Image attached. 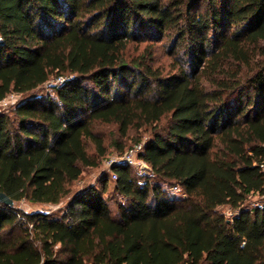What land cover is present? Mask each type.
<instances>
[{
  "label": "trees",
  "instance_id": "16d2710c",
  "mask_svg": "<svg viewBox=\"0 0 264 264\" xmlns=\"http://www.w3.org/2000/svg\"><path fill=\"white\" fill-rule=\"evenodd\" d=\"M143 41L168 44L176 70L127 53ZM13 92L0 264H264V201L247 202L264 196V0H0V101ZM95 124L149 134L147 176L110 167L116 212L106 180L61 212L18 208L58 205L98 165Z\"/></svg>",
  "mask_w": 264,
  "mask_h": 264
},
{
  "label": "rangeland",
  "instance_id": "374dc122",
  "mask_svg": "<svg viewBox=\"0 0 264 264\" xmlns=\"http://www.w3.org/2000/svg\"><path fill=\"white\" fill-rule=\"evenodd\" d=\"M168 44H164L162 41L159 42H147L143 41L142 43H134L131 42L128 44L127 53L131 56L141 54L143 51L148 53L151 52L152 56V65L154 67L160 68L164 74L171 73L176 70V62L168 55ZM58 77L52 78L49 82L41 86L39 89L32 91L26 94V96L41 94L46 92H51L50 87L57 82ZM22 95L16 94L15 92L7 95L2 101H0V112H4L10 116L13 115V109L20 99H22ZM94 130L98 132L102 138L104 145L106 146L105 155L100 158L99 163L96 167H83L82 173L77 180L71 183V194L64 198L58 205H50V204H35L29 203L27 201H20L18 203H14L18 208L25 212H58L62 211L70 200L72 194L78 192L80 190L88 189L90 187L99 188L101 187L104 180H106L107 185L103 194L105 198L109 199V204L112 212H116V203L120 201V197L113 192V176L110 173V170L105 165L104 161L109 156H115L124 152V149L130 145H135L136 143L143 142L148 138L149 134L144 130H130L124 137L120 136L117 132V128L112 124H95ZM116 143L123 146L122 152L119 153V149L116 146ZM87 150L90 154L94 153V147L92 144L88 142ZM130 170L134 176L139 179H143V177L149 174V167L145 165H130ZM176 193H179L180 190L177 188H173ZM264 201V196H260L258 194H253L248 198L250 205L262 204ZM219 211L224 212L227 216L233 214V211L229 209L228 206H219Z\"/></svg>",
  "mask_w": 264,
  "mask_h": 264
},
{
  "label": "built area",
  "instance_id": "2783aa9c",
  "mask_svg": "<svg viewBox=\"0 0 264 264\" xmlns=\"http://www.w3.org/2000/svg\"><path fill=\"white\" fill-rule=\"evenodd\" d=\"M63 78L58 79V83L62 82ZM143 149V144L138 143L127 150H125L123 153L115 155V156H109L105 161V165L110 170V167L114 164L123 163L127 165H145V163L139 158V153ZM113 178L115 179V174L112 173Z\"/></svg>",
  "mask_w": 264,
  "mask_h": 264
},
{
  "label": "water",
  "instance_id": "95a60500",
  "mask_svg": "<svg viewBox=\"0 0 264 264\" xmlns=\"http://www.w3.org/2000/svg\"><path fill=\"white\" fill-rule=\"evenodd\" d=\"M0 203L12 205L13 201L3 192H0Z\"/></svg>",
  "mask_w": 264,
  "mask_h": 264
}]
</instances>
